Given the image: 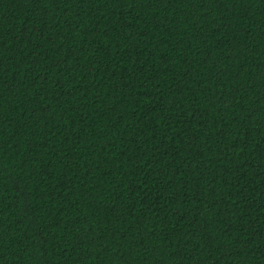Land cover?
<instances>
[{
  "label": "trees",
  "instance_id": "trees-1",
  "mask_svg": "<svg viewBox=\"0 0 264 264\" xmlns=\"http://www.w3.org/2000/svg\"><path fill=\"white\" fill-rule=\"evenodd\" d=\"M0 264H264V0H0Z\"/></svg>",
  "mask_w": 264,
  "mask_h": 264
}]
</instances>
